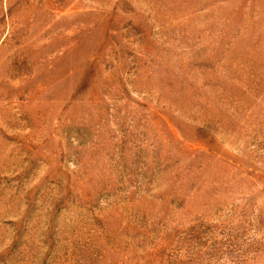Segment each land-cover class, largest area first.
<instances>
[{
  "label": "rangeland",
  "instance_id": "rangeland-1",
  "mask_svg": "<svg viewBox=\"0 0 264 264\" xmlns=\"http://www.w3.org/2000/svg\"><path fill=\"white\" fill-rule=\"evenodd\" d=\"M0 264H264V0H0Z\"/></svg>",
  "mask_w": 264,
  "mask_h": 264
}]
</instances>
